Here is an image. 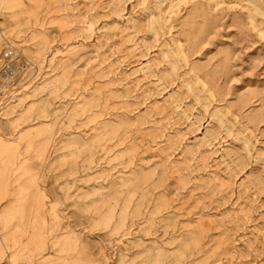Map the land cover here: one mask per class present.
I'll list each match as a JSON object with an SVG mask.
<instances>
[{
  "label": "rangeland",
  "instance_id": "1",
  "mask_svg": "<svg viewBox=\"0 0 264 264\" xmlns=\"http://www.w3.org/2000/svg\"><path fill=\"white\" fill-rule=\"evenodd\" d=\"M0 264H264V0H0Z\"/></svg>",
  "mask_w": 264,
  "mask_h": 264
},
{
  "label": "built area",
  "instance_id": "2",
  "mask_svg": "<svg viewBox=\"0 0 264 264\" xmlns=\"http://www.w3.org/2000/svg\"><path fill=\"white\" fill-rule=\"evenodd\" d=\"M14 72V71H13ZM13 72H12V75H13ZM7 73H10V71H8Z\"/></svg>",
  "mask_w": 264,
  "mask_h": 264
}]
</instances>
